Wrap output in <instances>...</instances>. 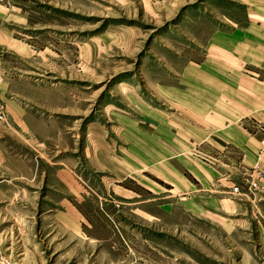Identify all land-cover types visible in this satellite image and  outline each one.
<instances>
[{"label": "rangeland", "instance_id": "1", "mask_svg": "<svg viewBox=\"0 0 264 264\" xmlns=\"http://www.w3.org/2000/svg\"><path fill=\"white\" fill-rule=\"evenodd\" d=\"M0 105V264H264V0H0Z\"/></svg>", "mask_w": 264, "mask_h": 264}, {"label": "built area", "instance_id": "2", "mask_svg": "<svg viewBox=\"0 0 264 264\" xmlns=\"http://www.w3.org/2000/svg\"><path fill=\"white\" fill-rule=\"evenodd\" d=\"M5 116L3 107L0 105V118ZM259 132V149H258V157L254 165L251 166V179H248L247 181L249 186H255L256 182L254 178L256 176H264V127L258 128ZM231 192L236 197L242 198L243 195L246 193L238 186L235 185L232 187Z\"/></svg>", "mask_w": 264, "mask_h": 264}, {"label": "crops", "instance_id": "3", "mask_svg": "<svg viewBox=\"0 0 264 264\" xmlns=\"http://www.w3.org/2000/svg\"><path fill=\"white\" fill-rule=\"evenodd\" d=\"M257 134H258V141H259V132L257 131ZM259 143V142H258ZM258 149H259V144H258ZM257 153H258V150H257ZM257 160V159H256ZM256 160H254V163L256 162ZM254 165V164H253ZM252 165H250V167H251ZM188 185V187H189V185H192V184H187ZM218 189L222 192V191H224L222 188H221V186L219 185L218 186ZM217 190V189H216ZM231 191V190H230ZM213 200H214V203H219V201H220V199L219 198H217V197H214L213 198Z\"/></svg>", "mask_w": 264, "mask_h": 264}, {"label": "bare ground", "instance_id": "4", "mask_svg": "<svg viewBox=\"0 0 264 264\" xmlns=\"http://www.w3.org/2000/svg\"><path fill=\"white\" fill-rule=\"evenodd\" d=\"M249 173V172H248Z\"/></svg>", "mask_w": 264, "mask_h": 264}]
</instances>
